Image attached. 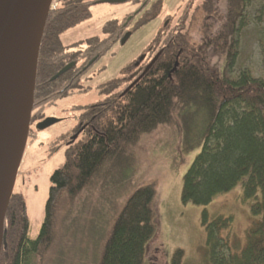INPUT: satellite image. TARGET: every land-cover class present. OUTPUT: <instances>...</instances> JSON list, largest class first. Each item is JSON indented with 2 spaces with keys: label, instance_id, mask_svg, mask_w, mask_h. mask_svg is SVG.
<instances>
[{
  "label": "trees",
  "instance_id": "obj_1",
  "mask_svg": "<svg viewBox=\"0 0 264 264\" xmlns=\"http://www.w3.org/2000/svg\"><path fill=\"white\" fill-rule=\"evenodd\" d=\"M198 1L195 6L191 4L195 0L188 2L185 18L177 20L174 33H157L151 51L158 48L161 53L130 88L124 90L130 75L99 85L105 98L83 107L79 123L65 142L86 123L85 127L67 144L63 165L50 175L44 220L34 239L28 237L26 200L13 190L5 213L0 264H42L57 237L55 204L60 194L67 193L73 203L80 193L97 186L102 189L100 205L106 203L109 209L118 211L97 264H144L147 242L156 230L155 184L137 187L121 206L114 195H105L103 190L111 180L119 181L124 176L140 137L161 125L180 127L185 150L201 145L182 178L184 203L206 205L215 194L229 190L246 176L243 196L254 201L243 245L221 235L223 229H230L231 216L202 211L212 264H264V79L247 69L233 73L247 0ZM53 2L55 7L49 10L39 50L31 124L44 117L43 109L59 94L60 82L72 74L69 69L51 79L71 59L70 47L84 43L89 60L102 55L128 31L124 23L130 16L111 19L103 27L105 37L93 36L64 46L60 34L91 15L89 2ZM198 9L204 16V33L192 43L185 29ZM175 61L176 68L171 71ZM201 110L206 113V123L195 140L191 123ZM32 131L30 128L29 136ZM182 255L183 251L177 249L170 264H181Z\"/></svg>",
  "mask_w": 264,
  "mask_h": 264
},
{
  "label": "rangeland",
  "instance_id": "obj_2",
  "mask_svg": "<svg viewBox=\"0 0 264 264\" xmlns=\"http://www.w3.org/2000/svg\"><path fill=\"white\" fill-rule=\"evenodd\" d=\"M86 1L89 2L91 15L60 34L64 46L85 41L93 36L105 37V23L111 19L122 20L125 16H130L124 24L130 33L124 41L123 37L115 41L87 70L82 81L85 86L83 91L57 98L43 109V118L50 116L59 118V121L38 129L37 123L43 118L36 119L30 126L33 131L27 138L13 190L23 195L26 200L28 237L31 239L37 236L41 228L49 194L50 175L62 166L66 159L69 146L65 139L77 126L82 107L105 98L106 95L100 91L99 85L130 77L138 62L141 61L144 65L149 58H153L158 48L151 51V44L157 33H174L173 28L177 20L185 18L184 9L188 2H191ZM154 3L156 5L150 10ZM196 3L199 1L195 0L191 4L195 6ZM218 6L220 7L221 3ZM189 9L193 11L194 8L192 6ZM192 18L191 24L184 26H188L185 30L191 35V42L196 43L200 33H204V16L198 9ZM241 19L239 50L233 73L237 75L239 70L247 69L253 75L264 79V0H247ZM81 44L83 47L84 43ZM205 123L206 113L201 110L191 123L195 140L199 138ZM200 149L201 145L189 151L185 150L180 127L177 129L161 125L140 137L132 151L133 162L124 171V176H120L119 181L111 180L109 187L104 186L103 193L114 195L116 204L121 206L125 198L137 187L147 183L155 184L153 207L156 230L147 242L144 264H170L177 249L183 251L181 264H212L206 242V230L201 223L204 209L212 216H231L230 229H223L221 235L228 236L233 243L243 245L245 242V230L252 220L250 206L254 201V198L243 196L242 184L246 176L229 190L215 194L206 205L190 201L184 203L181 200L183 175ZM115 180H118V175ZM101 191L100 186L83 191L73 203L69 202L67 193L60 194L55 204L57 237L51 248L45 252L42 264L99 262L104 242L118 212L115 208L109 209L106 203L100 205L102 201L98 199V195H101ZM93 206L95 212L92 211Z\"/></svg>",
  "mask_w": 264,
  "mask_h": 264
},
{
  "label": "water",
  "instance_id": "obj_3",
  "mask_svg": "<svg viewBox=\"0 0 264 264\" xmlns=\"http://www.w3.org/2000/svg\"><path fill=\"white\" fill-rule=\"evenodd\" d=\"M52 0H0V250L5 239V213L10 202L15 178L29 135L37 64L41 40ZM124 2L126 0H100ZM129 33L123 37V41ZM161 50L145 67L146 72ZM96 57L88 63L89 66ZM60 68L51 79L57 78L72 66ZM177 61L173 68H176ZM142 73V74H143ZM136 77L124 90L130 88ZM59 118L45 117L37 123L43 129ZM79 131L72 135V143Z\"/></svg>",
  "mask_w": 264,
  "mask_h": 264
},
{
  "label": "flooded vegetation",
  "instance_id": "obj_4",
  "mask_svg": "<svg viewBox=\"0 0 264 264\" xmlns=\"http://www.w3.org/2000/svg\"><path fill=\"white\" fill-rule=\"evenodd\" d=\"M166 24H167V19L165 20V25ZM68 51H69V53H71L72 57H71V59L66 61V63L64 65L71 63V62L73 63L71 68H69V69H72V74L69 75L68 77H66V79H62V81L60 82V87L57 90V92L59 94L56 97H54L48 105H50L52 102H54L57 98H60V97L62 98L63 96L73 95L74 93H76L78 91H83L85 89V86H84V83L82 81L86 76L87 70L101 56V55L94 56V57H96V59L89 66H87V63L94 57H92L89 60H86L85 44H83V47H82V44H80L78 46H72L68 49ZM151 58H149L148 60L150 61ZM148 60L144 65L141 64V61L137 63V65L135 66V68L133 69V71L130 74V76L132 78L128 84H130L136 77H138L140 74L143 73L145 67L147 66V63L149 62ZM82 110H83V107H82L80 113L82 112ZM78 123H79V115H78ZM85 124L81 127L79 132L82 130L83 127H85ZM76 132H78V131H76ZM69 141H70V139L66 143L69 144L68 143Z\"/></svg>",
  "mask_w": 264,
  "mask_h": 264
},
{
  "label": "built area",
  "instance_id": "obj_5",
  "mask_svg": "<svg viewBox=\"0 0 264 264\" xmlns=\"http://www.w3.org/2000/svg\"><path fill=\"white\" fill-rule=\"evenodd\" d=\"M55 6V4H52V7H54Z\"/></svg>",
  "mask_w": 264,
  "mask_h": 264
}]
</instances>
